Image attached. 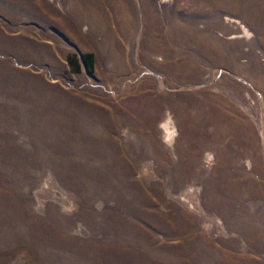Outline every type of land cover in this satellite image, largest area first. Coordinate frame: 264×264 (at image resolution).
Masks as SVG:
<instances>
[{"label":"rangeland","instance_id":"374dc122","mask_svg":"<svg viewBox=\"0 0 264 264\" xmlns=\"http://www.w3.org/2000/svg\"><path fill=\"white\" fill-rule=\"evenodd\" d=\"M0 264H264V0H0Z\"/></svg>","mask_w":264,"mask_h":264},{"label":"bare ground","instance_id":"6f19581e","mask_svg":"<svg viewBox=\"0 0 264 264\" xmlns=\"http://www.w3.org/2000/svg\"><path fill=\"white\" fill-rule=\"evenodd\" d=\"M222 115H223V116H222V119L226 120V119H227L226 114H223V113H222ZM233 118H234V119H237L235 116H233ZM211 119H212V118H211ZM221 121H222V120H221ZM233 121H234V120H233ZM232 123H233V122H232ZM230 124H231V123H230ZM232 125H233V124H232Z\"/></svg>","mask_w":264,"mask_h":264}]
</instances>
